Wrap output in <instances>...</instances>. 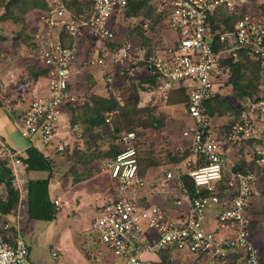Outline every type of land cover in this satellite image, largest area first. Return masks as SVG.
<instances>
[{
	"label": "built area",
	"instance_id": "2783aa9c",
	"mask_svg": "<svg viewBox=\"0 0 264 264\" xmlns=\"http://www.w3.org/2000/svg\"><path fill=\"white\" fill-rule=\"evenodd\" d=\"M139 0H44L45 9L27 16L32 51L44 72V93L25 106L16 103L21 136L47 147L65 124L66 110L90 101L77 92L78 74L97 71L110 88L119 80L153 79L159 96L168 102L173 90H184L186 113L192 125L184 132L190 157L202 160L190 167L192 193L177 171L166 174V183L178 194V212L148 203L139 193L146 181L140 174L138 132L118 137L119 154L105 164L113 194L93 224L97 243L104 249L90 264H159L146 255L168 249L186 252L198 264H264V254L251 236L252 205L264 197V187L252 170L228 172L225 149L249 140L253 162L264 170V17L253 11L254 0H146L177 37L173 46L148 48L135 36H118L117 24L127 8ZM80 4L81 12L71 8ZM232 17L229 28L225 18ZM247 55L261 68L262 88L240 97L238 118L216 130L206 103L222 94L230 77L228 60ZM5 84L0 81V90ZM123 103L121 96L117 97ZM116 111L106 114L110 123ZM61 143L57 151L63 153ZM14 172L24 167L21 154L0 138V159ZM230 177L224 184L225 176ZM226 187V190L219 188ZM59 204V201H55ZM215 213V225L206 216ZM26 212L7 216L0 225V264H33L19 231ZM264 221V217L263 220ZM17 228V233H11Z\"/></svg>",
	"mask_w": 264,
	"mask_h": 264
},
{
	"label": "rangeland",
	"instance_id": "374dc122",
	"mask_svg": "<svg viewBox=\"0 0 264 264\" xmlns=\"http://www.w3.org/2000/svg\"><path fill=\"white\" fill-rule=\"evenodd\" d=\"M7 2L1 4L0 0V57L3 58V55L7 53L8 55L12 54V56H17L16 58H21V56L23 57L24 55L25 58L29 59V51H27L26 47L30 46L31 43L29 40L28 42L21 40L20 36L24 32L27 35L29 31L27 22L30 20L31 16H27V14H29L30 11L26 13L20 11L19 8L22 6L21 1L10 8L8 11L10 17L6 18L4 16L6 15L5 4ZM150 6L148 5V11L151 12L152 15L149 18L145 17L144 14L136 15V18H120L121 20L117 24L118 27L116 29L118 36L122 38L126 35V37L130 38L136 35L143 39V42L148 45L156 42L158 46L163 45V43L168 47L173 46L175 43L174 37L177 36L163 24V19L157 15L155 9ZM253 11L264 17V0H254ZM20 12L23 15H19ZM22 28H24V31ZM18 41L23 42L18 43ZM33 58L34 57H32V60ZM255 72H257V70H255ZM81 75L82 74L79 73L77 78L78 83H76V85H79L77 92L82 96L90 98V89L92 86L86 82V80H88L86 76ZM22 83L26 84L25 81ZM259 85L260 86L254 90V92H248L246 96L255 95L259 91L262 86L261 80ZM139 86L141 87L140 89ZM107 89L108 94L111 93L112 90L117 93L120 92L119 90H126V93H123V96L126 97V102L128 99L129 101H134V96L137 93V97L139 98V116H142V118L146 120L152 115L161 120V125L158 126V128L140 126L134 130L138 132L139 135L140 151L152 150L154 157L161 162H164V160L167 161L174 153L175 149L177 153L178 148L183 143L182 133L185 129L187 130L189 128V121L187 122L186 120L183 102H176L170 93L168 102L163 103L164 100L155 92L154 87L139 84L138 86L137 84L130 86V82L127 83V81L121 83V80H119L112 86V89ZM17 91L16 94L18 97L22 98V94L19 93L22 91V87H18ZM221 92L224 93L223 97L227 98L225 102L227 101V104H229V106L231 105V107L233 106V101L241 100L237 94H240L239 92L242 91L235 92L231 87H224L221 89ZM115 93H113V97L116 96ZM109 97L112 96L109 95ZM109 97L106 98L109 99ZM25 100L24 98L22 99L23 102H25ZM180 103L183 105L179 106ZM64 113L65 114L62 115V121L68 120V123L71 125V109L66 110ZM81 126V124H79V126L74 125L72 126V130H69V125H64L62 127L64 136H62L61 143L65 144L66 148L63 153L58 152V158L54 164V166H56V173L51 186L53 200L59 201V204H55L59 210V216L55 221L47 223L25 219L21 227L23 237L28 247L29 259L33 264H84V262L87 264L91 259L89 255L92 250L94 251L98 248L97 234L93 229V224L99 215L101 206L109 200L113 194L112 182L107 172L104 170L105 164L110 158L95 155L86 163L83 161L76 163L74 160L70 161L67 159V151L73 152L74 149L86 150L87 148L86 142L84 143V139H86V136H84L85 128ZM97 131L99 132L101 130ZM119 135L120 134L116 135L114 142L115 146L118 145ZM93 151L94 148L92 149V152ZM19 170L18 175L20 179L23 176L24 168ZM14 182L19 192H21L18 177L17 179L15 177ZM25 184H23V190L21 192L22 203L19 204L23 212L27 211ZM168 195L170 196L162 195V199L165 202L167 199L173 200L176 196L173 192ZM158 202V204L162 203L159 199ZM18 211L19 208L15 210V212ZM2 222L3 220L0 218V225ZM170 252L171 251H168V258L174 261L171 264H193L192 260L187 258V256L181 255L178 258L174 253ZM151 258L154 259V257Z\"/></svg>",
	"mask_w": 264,
	"mask_h": 264
},
{
	"label": "trees",
	"instance_id": "16d2710c",
	"mask_svg": "<svg viewBox=\"0 0 264 264\" xmlns=\"http://www.w3.org/2000/svg\"><path fill=\"white\" fill-rule=\"evenodd\" d=\"M8 1V2H7ZM22 6L19 8L21 12L33 11L34 9H45L44 0H1V4H5L6 15L10 8L21 2ZM148 1L139 0L132 3L126 11V17L136 18V15H145L151 17V12L148 10ZM71 8L77 12H81L80 4L71 3ZM150 6V5H149ZM151 7V6H150ZM19 15H23L22 13ZM1 20V18H0ZM227 26H232V17L225 18ZM24 31V28H22ZM21 40L28 42L30 37L28 33L24 32L20 36ZM29 38V39H28ZM23 42V41H21ZM230 69V77L227 80L225 87H231L235 92L238 91H252L256 90L260 85L261 68L259 64L251 60L247 55H241L239 61L228 60L225 63ZM36 67V66H35ZM257 70V72H255ZM36 68L30 69L29 76L38 78L44 75V72L38 71ZM133 85V84H131ZM136 91V90H134ZM138 94L134 96V101H129L121 105L115 97L109 99L100 96H94L92 99L81 105L78 108H72L71 124H81L84 130V143L86 142V150L74 149L73 152H66L68 160L78 162H88L95 155L106 156L114 159L119 154V146H115L114 142L117 134L136 130L137 127H157L161 125V120L150 115L148 119L144 120L138 114L139 98ZM173 99L176 102H186L187 97L183 91H174L172 93ZM208 114L213 117L217 112L224 115L230 107L227 102H221V97L216 96L206 103ZM116 111L110 124L106 122V114ZM81 126V127H82ZM110 126V127H109ZM82 127V128H83ZM101 130V131H97ZM94 151L92 152V149ZM29 157L23 159L26 166L25 171L28 175L26 199H27V213L29 220L50 222L54 221L59 210L51 199L50 183L55 176L54 161L45 153L31 147L29 149ZM152 150L138 153L140 174L143 176L147 173L150 167L156 164V158ZM157 164H159L157 162ZM184 183L189 190L194 192V184L191 178L184 176ZM15 177L12 168L0 164V217H7L17 207L20 199L19 190L15 185ZM4 190V191H3Z\"/></svg>",
	"mask_w": 264,
	"mask_h": 264
},
{
	"label": "crops",
	"instance_id": "0c3cea01",
	"mask_svg": "<svg viewBox=\"0 0 264 264\" xmlns=\"http://www.w3.org/2000/svg\"><path fill=\"white\" fill-rule=\"evenodd\" d=\"M148 3H149V1H148ZM125 17H126V13H125ZM134 36L138 39L140 38L136 35H134ZM174 39H175V37H174ZM139 40L141 42H143V39L140 38ZM18 43H21V42L18 41ZM30 43H31V41H30ZM31 44H30V46L26 47L27 51H29V53H28L29 59L25 58L24 55H23L24 58L22 56H21V58H16L17 56H12V54L8 55L7 53L3 55V58L0 57V59H1V61H0V81H3L5 84V89L0 90V138L6 143L7 146L11 147L12 149L17 150L21 154L22 159H26L27 157H29L28 151L31 147H36V149L45 153L47 156L51 157L55 163V161L58 158V154H59L57 151V146L59 144H61L62 136H64L63 135L64 132L61 131V134L57 137V139L54 143H52L51 145H49L47 147H44L40 143H37L34 145V142L30 141L29 139L23 138L21 136L18 128H17V125H16V123H17V120H16L17 119V112L14 109V106H16V103L18 102L22 106H25L27 103H29L34 98V96H38V95L43 94L44 89H45L44 80L41 76L38 78H34V77L29 76L30 69L31 70H32V68L38 69L37 65L35 64V58H33V60H32V57H34V52L32 51ZM144 44L148 48H151V49H153L154 47L158 48V47L165 46L164 43H163V45L158 46V45H156V42H153L150 45H148L146 43H144ZM25 46H27V45H25ZM31 54H33V55H31ZM38 71H39V69H38ZM81 74H82L81 76H86V78L88 79V80H86V82H88L90 84V86H92V88L90 89V100L92 99L93 96H100V97L106 98V97H109V95H110L113 97V93H115L116 91L112 90V92L108 94L107 88H110V87L107 86L106 84H104L102 77L98 76L97 71H95L93 73L84 72ZM22 80L25 81L26 84H23ZM124 81H127V83L130 82V86H131V84H135V85L137 84V86L139 84V85H143V86L154 87L155 92L158 93V95H160L159 92L156 90V87L154 85L155 83H154L153 79H151L149 77H144L143 79H141L139 81H137L135 79L121 80V83ZM18 87H22V91L19 92L20 94H22V96H23L22 98L18 97V95L16 94V92H18L17 91ZM140 88L141 87L139 86V89ZM261 88H262V86H261ZM105 89H106V91H105ZM110 89H112V88H110ZM119 91L120 92L115 93L116 94L115 98L117 99L118 96H121L123 98V103H120L119 101L118 102L121 105H124L126 103V97L123 96V93H126V90H119ZM174 91H183L185 93V91L181 90V89L173 90L170 93L172 94ZM223 92H221L222 94L217 95V96L221 97V102H225V100L227 99L226 97L225 98L223 97V94H224ZM248 92H251V91H242V92H239L240 94H237V95L240 98L241 96H244ZM170 93L168 94V96L170 95ZM225 93H227V92H225ZM185 95H186V93H185ZM104 96H106V97H104ZM23 98L26 99L25 102L22 101ZM168 100H169V98H168ZM232 103H233L232 107H231V105L229 106V104H228L230 109L224 115H220V113L217 112L213 116V118L215 119L214 123H215V129L216 130L227 129L234 122V120H236L238 118V111L236 110V107L238 105V101L235 100ZM183 104H184V106H183L184 107V113H186V110H185L186 109V107H185L186 102ZM183 104L180 103L179 106H181ZM186 120H187V122L189 121V128H190L192 125V121L188 117L187 113H186ZM64 123H65L64 124L65 126L69 125L71 127V128L68 127L69 130L70 129L72 130V126L70 125V123H68V120L64 121ZM185 131H186V129L184 130V132ZM184 132L182 133L183 143L178 148L177 153H176V149H175V151L171 155V157H169V159L167 161L164 160V162L158 161L156 159V164L154 166L150 167V169L147 171V173L142 176L143 179L146 181V186L139 193V195L142 197V199L144 201L150 203V204H152V203L158 204L159 203L158 199L161 200L162 203L159 205H162L163 208L171 215L175 214V212L176 213L178 212L177 207L174 203V199L172 200V199L166 198L167 201L165 202L162 199V195L170 196L168 194H170L172 192L175 193L176 195L178 193L176 191H173L172 187L170 185L169 186L167 185L166 174L168 172L177 171L179 174H181V176L183 178L184 176H186L188 169L190 167H194L197 164L202 163L201 162L202 160L195 158V157H190V153L188 151V142L184 138ZM256 143L257 142L254 140H249V141H245V142L241 143L238 146L233 145L231 147H227L225 149V152H224L225 155L224 156L226 158L228 172L252 170L259 176L260 182H261L262 186L264 187V170L258 168L253 162V152H254V147H255ZM141 152H146V151H141ZM4 160L5 159L1 158L0 164L8 166L9 168H12L14 176L16 177V179L18 177L21 192L23 190V184H25V182H26L25 189H27V182H28L29 178H28V175L25 171L26 166L24 165L23 176L19 179L18 171H16V173H15L12 164L8 163L7 160L6 161H4ZM157 162L159 164H157ZM20 169H22V168H20ZM54 170L56 171V166L54 167ZM229 177H230V175H229V173H227V175L225 176V179H224L225 180L224 184L228 181ZM52 181H53V179H52ZM52 181L50 183V194H51L52 201L55 203L56 200L55 201L53 200V193H52V187H51ZM20 183H21V185H20ZM15 185H16V183H15ZM219 188H223V190L224 189L226 190L225 185L220 186ZM21 192H19L20 199H19V202H18L15 210L16 209L18 210L19 204L22 203ZM15 210L12 213H14ZM15 213H17V212H15ZM59 214L60 213L57 214L56 218L59 216ZM26 215L27 216L25 219L29 220V216H28L27 211H26ZM250 215L252 217L251 229L253 231L251 239H252L253 243L264 254V221H262L263 217H264V197H262L261 199H258L252 205V209L250 210ZM215 216H216V212L215 213L210 212L207 214L206 222H207L208 226H214L215 225ZM0 218H2V220H3L5 217H0ZM56 218H55V220H56ZM24 221L25 220H23L21 227L23 226ZM30 221H36V220H30ZM39 222H43V221H39ZM50 222H53V221H50ZM44 223H47V222H44ZM19 231L22 233L21 228H19ZM17 232H18L17 228L12 229V231H11V233H15V234ZM0 234L6 235V233L1 231V229H0ZM97 244H98V248L96 250H94V251L92 250V252L89 250L91 252L89 255V256H91V259L89 260V263H87V264L92 263L94 261V258L97 255H100L102 252L105 253V249L99 243H97ZM168 251H171L170 253H174L178 258L181 255L187 256V258L192 260L193 264L194 263L198 264L186 252L179 251V250H176L173 248H171L167 251H164L162 253H159L157 255H146V257L150 260H154V261L158 262L159 264H171L174 261L171 260L170 258H168V255H169ZM151 257H154V259ZM87 262H88V260H87ZM84 264H85V262H84Z\"/></svg>",
	"mask_w": 264,
	"mask_h": 264
},
{
	"label": "clouds",
	"instance_id": "9594fccd",
	"mask_svg": "<svg viewBox=\"0 0 264 264\" xmlns=\"http://www.w3.org/2000/svg\"><path fill=\"white\" fill-rule=\"evenodd\" d=\"M72 125V124H71ZM73 126V125H72Z\"/></svg>",
	"mask_w": 264,
	"mask_h": 264
}]
</instances>
